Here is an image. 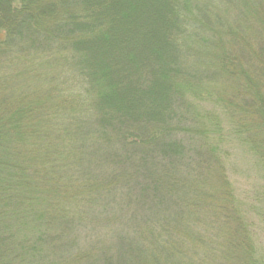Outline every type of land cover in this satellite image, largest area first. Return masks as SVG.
I'll return each mask as SVG.
<instances>
[{
    "label": "trees",
    "instance_id": "trees-1",
    "mask_svg": "<svg viewBox=\"0 0 264 264\" xmlns=\"http://www.w3.org/2000/svg\"><path fill=\"white\" fill-rule=\"evenodd\" d=\"M243 170L264 0H0V264H263Z\"/></svg>",
    "mask_w": 264,
    "mask_h": 264
},
{
    "label": "rangeland",
    "instance_id": "rangeland-1",
    "mask_svg": "<svg viewBox=\"0 0 264 264\" xmlns=\"http://www.w3.org/2000/svg\"><path fill=\"white\" fill-rule=\"evenodd\" d=\"M232 182L238 189V194L245 199L243 206L248 208L253 216L251 219L254 223V232L256 234L255 249L257 256L264 264V202L258 196L262 184L259 177L252 176L245 172H235ZM241 198V199H242Z\"/></svg>",
    "mask_w": 264,
    "mask_h": 264
}]
</instances>
